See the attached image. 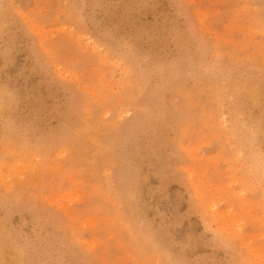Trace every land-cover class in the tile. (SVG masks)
I'll return each instance as SVG.
<instances>
[{
    "label": "rangeland",
    "instance_id": "obj_1",
    "mask_svg": "<svg viewBox=\"0 0 264 264\" xmlns=\"http://www.w3.org/2000/svg\"><path fill=\"white\" fill-rule=\"evenodd\" d=\"M263 3L0 0V264H264Z\"/></svg>",
    "mask_w": 264,
    "mask_h": 264
},
{
    "label": "bare ground",
    "instance_id": "obj_2",
    "mask_svg": "<svg viewBox=\"0 0 264 264\" xmlns=\"http://www.w3.org/2000/svg\"><path fill=\"white\" fill-rule=\"evenodd\" d=\"M245 2V1H244ZM34 3V2H33ZM246 3V2H245ZM249 3V2H248ZM15 4V3H14ZM13 4V5H14ZM247 4V3H246ZM264 4V3H263ZM254 5V4H253ZM36 7V6H35ZM29 8V7H28ZM236 8V7H235ZM260 8V7H259ZM237 9V8H236ZM246 10V9H245ZM28 13V12H27ZM200 13V12H199ZM237 13V12H236ZM72 14V13H71ZM29 15V14H28ZM30 17V16H29ZM254 17V16H253ZM247 21V20H246ZM239 24V23H238ZM200 25V24H199ZM245 25H246V23H245ZM247 26V25H246ZM244 27V26H243ZM108 28V27H107ZM116 29V28H115ZM201 29V28H200ZM253 29V28H252ZM38 30V29H37ZM109 30V29H108ZM118 30V29H117ZM238 30H239V28H238ZM255 30V29H254ZM40 31V30H39ZM245 33V32H244ZM221 34V33H220ZM221 39V38H220ZM229 39V38H228ZM225 40V39H224ZM236 40V39H235ZM238 40V39H237ZM236 42V41H235ZM55 43V42H54ZM120 43V42H119ZM214 43V42H213ZM212 50H213V48H212ZM219 50V49H218ZM261 56V55H260ZM243 57H245V56H243ZM261 61V60H260ZM126 62V61H125ZM50 64V63H49ZM238 66V65H237ZM120 67V66H119ZM141 67V66H140ZM54 70V69H53ZM94 88V87H93ZM186 92H187V90H186ZM9 93H11V92H9ZM12 94V93H11ZM240 96V95H239ZM258 97V96H257ZM107 107V106H106ZM105 109V108H104ZM112 111V110H111ZM220 111V110H219ZM105 113H107V112H105ZM114 117V116H113ZM239 117V116H238ZM241 120V119H240ZM109 121H110V119H109ZM97 124H98V122H97ZM183 127V126H182ZM198 131H199V129H198ZM4 147V146H3ZM182 148V147H181ZM103 151V150H102ZM251 156V155H250ZM258 161V160H257ZM6 162V161H5ZM27 162H29V161H27ZM248 165V164H247ZM24 166H26V165H24ZM18 167V166H17ZM69 168V167H68ZM74 168V167H73ZM250 168V167H249ZM80 170V169H79ZM92 170V169H91ZM26 171V170H25ZM106 173V172H105ZM63 178V177H62ZM35 180V179H34ZM264 180V179H263ZM101 181V180H100ZM241 181V180H240ZM31 187V186H30ZM59 187V186H58ZM27 188V187H26ZM263 189V188H262ZM116 190V189H115ZM118 193V192H117ZM29 195V194H28ZM18 197V196H17ZM31 198V197H30ZM130 198H132V194H131V196H130ZM120 201V200H119ZM111 206V205H110ZM99 210V209H98ZM121 210V209H120ZM130 214H131V212H130ZM90 216V215H89ZM129 216V215H128ZM84 217V216H83ZM255 218V217H254ZM126 219V218H125ZM82 220V219H81ZM102 220V219H101ZM128 220H130V219H127V222H128ZM132 221V220H131ZM134 221V220H133ZM221 221V220H220ZM112 224V223H111ZM231 224V223H230ZM229 224V225H230ZM224 225H225V223H224ZM223 225V226H224ZM132 226V225H131ZM139 226V225H138ZM126 227V226H125ZM229 227V226H228ZM223 228V227H222ZM133 229H135V228H133ZM224 229V228H223ZM135 230H140V229H135ZM141 231H142V229H141ZM226 231V230H225ZM233 231V230H232ZM145 232V231H144ZM256 232H258V231H256ZM140 233H143V231L142 232H140ZM264 234V233H263ZM147 235V234H146ZM243 235V234H242ZM144 236V235H143ZM142 236V237H143ZM140 237H141V235H140ZM153 237V236H152ZM78 238V237H77ZM150 239V238H149ZM246 239V238H245ZM143 240V239H142ZM247 240V239H246ZM144 241V240H143ZM147 241H148V238H147ZM154 241V240H153ZM149 243H151V242H149ZM152 244V243H151ZM148 245V244H147ZM155 245H156V243H155ZM153 246V245H152ZM114 247V246H113ZM134 247V246H133ZM151 247V246H150ZM234 247V246H233ZM108 249V248H107ZM248 249V248H247ZM249 249H250V247H249ZM254 249V248H253ZM163 250V249H162ZM250 251V250H249ZM259 251H261V250H259ZM161 252V251H160ZM138 253V252H137ZM250 253H251V251H250ZM254 254V253H253ZM164 255V254H163ZM247 256V255H246ZM249 257V256H248ZM250 258V257H249ZM241 259V258H240ZM246 259H247V257H246ZM244 260V259H243ZM156 261V260H155ZM246 262V261H245ZM113 264V263H112ZM175 264V263H174Z\"/></svg>",
    "mask_w": 264,
    "mask_h": 264
}]
</instances>
